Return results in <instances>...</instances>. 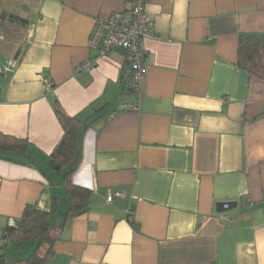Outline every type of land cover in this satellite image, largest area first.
Listing matches in <instances>:
<instances>
[{
  "label": "crops",
  "instance_id": "0c3cea01",
  "mask_svg": "<svg viewBox=\"0 0 264 264\" xmlns=\"http://www.w3.org/2000/svg\"><path fill=\"white\" fill-rule=\"evenodd\" d=\"M133 1L0 0V64L17 61L0 73V131L29 144L0 158V240L27 204L50 210L55 195L51 219L65 217L49 165L58 99L90 124L72 179L92 195L47 264H264V80L238 66L240 35L264 33V0H145L139 97L126 54L97 60L89 42L97 19Z\"/></svg>",
  "mask_w": 264,
  "mask_h": 264
},
{
  "label": "trees",
  "instance_id": "16d2710c",
  "mask_svg": "<svg viewBox=\"0 0 264 264\" xmlns=\"http://www.w3.org/2000/svg\"><path fill=\"white\" fill-rule=\"evenodd\" d=\"M19 18V17H18ZM238 66L251 76L264 80V33H242L238 42ZM54 110L63 127V136L49 156V165L54 171H63L64 186L69 198L62 224L51 219L59 208L58 197H52L50 210H43L36 204H27L16 226H8L2 239L7 243L0 252V264H47L53 255V247L60 237V230L65 223L77 214L83 213L90 204L92 190L74 183L72 177L77 170L75 155L80 131L90 124L79 116H70L54 99ZM264 114V113H263ZM29 150L28 140L4 134L0 131V158L8 159L9 152ZM4 153V154H3ZM136 229L139 225L132 222ZM24 242L35 244L33 251L26 259L12 261L8 248H23ZM44 249V251H42Z\"/></svg>",
  "mask_w": 264,
  "mask_h": 264
},
{
  "label": "built area",
  "instance_id": "2783aa9c",
  "mask_svg": "<svg viewBox=\"0 0 264 264\" xmlns=\"http://www.w3.org/2000/svg\"><path fill=\"white\" fill-rule=\"evenodd\" d=\"M145 0L133 1L129 10L114 12L108 18L97 19L90 36V46L98 50V59L108 57L113 51L120 50L126 54L130 63L131 88L139 97V87L144 73V60L146 51L142 46L145 37L152 36L154 32V20L144 10ZM88 62L82 67L91 70L97 64ZM16 60H9L6 64H0V73L13 71ZM50 89L52 84L48 82ZM136 102L132 109H138ZM122 195L120 192L109 190L107 200L112 201L114 197ZM17 220L9 218L8 226H16ZM6 240H0V252L3 250Z\"/></svg>",
  "mask_w": 264,
  "mask_h": 264
},
{
  "label": "rangeland",
  "instance_id": "374dc122",
  "mask_svg": "<svg viewBox=\"0 0 264 264\" xmlns=\"http://www.w3.org/2000/svg\"><path fill=\"white\" fill-rule=\"evenodd\" d=\"M62 176L64 177L63 171H61ZM25 248L18 249L16 247H9L8 253L10 260H21L25 259L29 256V254L33 251L34 248L31 242L23 243Z\"/></svg>",
  "mask_w": 264,
  "mask_h": 264
},
{
  "label": "water",
  "instance_id": "95a60500",
  "mask_svg": "<svg viewBox=\"0 0 264 264\" xmlns=\"http://www.w3.org/2000/svg\"><path fill=\"white\" fill-rule=\"evenodd\" d=\"M236 205V201H225V202H219L217 204L218 206V211L222 212V211H227L232 209L234 206Z\"/></svg>",
  "mask_w": 264,
  "mask_h": 264
}]
</instances>
